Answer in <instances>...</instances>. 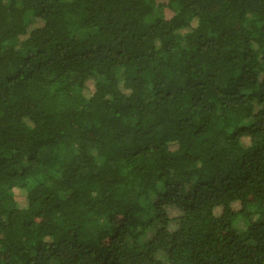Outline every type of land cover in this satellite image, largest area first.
I'll list each match as a JSON object with an SVG mask.
<instances>
[{
  "label": "trees",
  "instance_id": "trees-1",
  "mask_svg": "<svg viewBox=\"0 0 264 264\" xmlns=\"http://www.w3.org/2000/svg\"><path fill=\"white\" fill-rule=\"evenodd\" d=\"M0 264H264V0H0Z\"/></svg>",
  "mask_w": 264,
  "mask_h": 264
},
{
  "label": "rangeland",
  "instance_id": "rangeland-1",
  "mask_svg": "<svg viewBox=\"0 0 264 264\" xmlns=\"http://www.w3.org/2000/svg\"><path fill=\"white\" fill-rule=\"evenodd\" d=\"M239 228H241V225L239 224V226H238Z\"/></svg>",
  "mask_w": 264,
  "mask_h": 264
}]
</instances>
